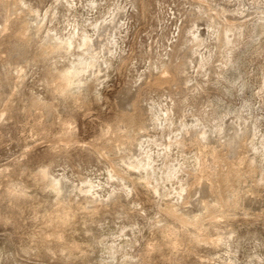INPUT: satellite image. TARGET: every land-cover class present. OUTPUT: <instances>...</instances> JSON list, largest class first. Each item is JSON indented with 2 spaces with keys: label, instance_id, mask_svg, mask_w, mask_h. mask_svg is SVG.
Here are the masks:
<instances>
[{
  "label": "rangeland",
  "instance_id": "1",
  "mask_svg": "<svg viewBox=\"0 0 264 264\" xmlns=\"http://www.w3.org/2000/svg\"><path fill=\"white\" fill-rule=\"evenodd\" d=\"M20 7L28 48L10 52L0 32V75L11 77L0 86V264H264V0H20ZM3 21L2 12L0 29ZM67 36L70 51L36 59L41 43ZM82 36L91 37L88 47ZM85 53L94 65L75 78L78 100L57 97L46 73L81 67ZM177 63L176 84L150 87L162 64ZM32 98L52 113L30 107ZM134 114L146 131L133 149L99 153L101 131ZM212 154L241 160L248 173L208 228L210 242L172 247L161 228L180 230L166 205L193 216L213 202L205 180L194 183L202 167L213 171ZM42 169L59 191L40 181ZM10 185L19 196L5 194Z\"/></svg>",
  "mask_w": 264,
  "mask_h": 264
},
{
  "label": "bare ground",
  "instance_id": "2",
  "mask_svg": "<svg viewBox=\"0 0 264 264\" xmlns=\"http://www.w3.org/2000/svg\"><path fill=\"white\" fill-rule=\"evenodd\" d=\"M19 10L22 11V9L20 7V0H0V13H2V12L4 13V21H3V24L1 26L0 32L5 33L7 35V37L10 39L9 51L15 52V53H18L21 55L23 53V51L26 48H28L32 39L29 37L30 23H29L28 19L26 18L25 14H17L16 13ZM10 12H12L15 15L12 19H10V17H9ZM35 12H36V10H35ZM30 14L31 13H29V15ZM231 26H233V24H227L225 26V30L229 29ZM41 28H42V26H41ZM39 31H37V32H39ZM75 33H73V34H75ZM75 35H77V33ZM84 35H86V34H84ZM68 36H67V38H68ZM78 36H79L78 41H80V35H78ZM86 36L81 37V45L85 46V47L88 45V39L91 38V37H89L87 39L88 36L87 37ZM56 37L59 40L58 35ZM53 39H54V37H53ZM216 39H218V38H216ZM197 42H198V40H197ZM73 43H74L73 36L69 37L67 40L62 41V42L41 43L38 47L36 59L38 61H44L53 55L55 56V54L57 55V53L61 52L64 54V52H67L70 49V47L73 46ZM75 43H76V41H75ZM79 45H80V42H79ZM36 46H37V44H36ZM81 49H83V48H81ZM87 50L88 49H86V52H87ZM85 55H86V53H85ZM85 55L82 54L81 56L78 57V59L81 58L82 60L85 61L84 65H82L81 67L76 66V64L75 65L71 64L70 66H68V64H67V67L65 66L62 68L60 67V69H57V68L56 69L55 68L50 69L46 73V77H45L46 83H47V85L50 86L52 92L54 94L58 95L57 97L60 96V97H62L63 100L64 99L73 100V101L78 100V96H79L78 93H76L72 90V86H74V84L76 82L75 78L78 77L79 75H81V73L83 72V70L85 68L94 65L93 58L88 59L87 55L86 56ZM89 56L91 57L93 55H89ZM51 58H53V57H51ZM49 61H50V59H49ZM50 64H51V61H50ZM53 64H54V62H53ZM182 67H183L182 63H177L176 65H173L170 67L162 64V66L160 67V73L159 74L157 73V76L153 77L152 81L150 82V87L153 89H160L165 85L166 86H172V84L173 85L176 84L178 82V75L182 71ZM10 79H11V77H9V74L8 75L7 74L0 75V86L8 83L10 81ZM147 79H148V77H147ZM78 82H80V81H78ZM134 106H136V105H134ZM30 107H32L33 109L39 110L40 113H45L46 115L51 114L53 111V106L50 103L40 102V100L37 98H32L30 100ZM71 108H73V107L71 106ZM131 112H132V110H131ZM3 114H5V113L3 112ZM2 115L0 114V116H2ZM135 116H136L135 114L134 115H122L121 118L118 119V121L116 123L106 126L105 129H103V131H101V136L103 137V139H106V140L104 142L105 143L104 148L99 153L104 154L103 150L104 151L106 150L108 153H110V152L119 153V151L123 148H125L128 151H131L133 149L132 147L135 145L136 141L138 140V135L140 133L146 131V124L144 123V121H142V119L138 118L137 116L135 117ZM40 123H41V119H40ZM67 125L68 124H65L64 125L65 127H63L61 125L62 130H60V131L61 132L62 131L67 132V130L69 129V127ZM43 126H45V124ZM198 126H199V124H198ZM70 128H71V126H70ZM72 129H74V128L72 127ZM33 130H35V129H33ZM70 137H72V136H70ZM177 143L182 144L183 141H177ZM97 153H98V151H97ZM209 157H211V156H209ZM212 161L214 164L213 171L209 172L206 170L205 167L204 168L202 167L200 174L198 176L194 177V183H199L202 179H204L206 182V186H205L206 193L208 194V196L213 197V202L203 201L201 213H199L197 215H193V216H188V215L180 212L179 210L176 209V207L173 204H167L166 205V208L164 210L165 215L171 220L173 225L178 227L180 230V231H178L177 228L172 227L170 225H166V226H163V228H161V230L163 232H165L167 234V236L173 237L172 241L170 242V245L172 247H176L182 239H185L188 243H190L192 245L198 244L202 241L203 242H210L211 240H210L209 235L207 233L208 228L213 227V225H215L216 219L217 218L219 219V217L223 215L224 208L227 209L226 206H228V204H229L227 198L230 196V194H236L237 193V189H238L237 187H238L239 182L241 181L242 178H244L245 174L248 173V171L242 170L241 160L238 162H232V161H229L226 157H222V156L212 154ZM121 162H122V160H121ZM140 166H141V164H140ZM131 167L136 168L137 166L132 165ZM128 169H129V167H128ZM113 170H114V173L117 177H119L121 179L124 178V174L117 167H113ZM141 170H142V168H141ZM37 176L39 177L40 181L43 182L44 184L48 185L51 190H53L55 192L59 191V181L56 179H49L47 170H45V169L40 170L39 174ZM173 176L174 175L172 173H167L165 175L166 179H171ZM148 183H149V181H148ZM20 187H21V185H20ZM16 189H19V188H16ZM128 189H129V187H128ZM86 191H88V190H86ZM5 194L8 197H13V198L19 196L18 192H16L11 185L6 188ZM55 194H57V193H55ZM98 203H99V201H98ZM96 208H98V207H96ZM64 211L59 212L58 216L63 220H67L69 218V216ZM205 221L206 222L208 221V224H207V227L204 228L203 225H204ZM217 239H218V237H217ZM214 241H215V239H214ZM218 242H220V241H218ZM149 247H151V245ZM183 248H184V246H183ZM176 260H177V258H176Z\"/></svg>",
  "mask_w": 264,
  "mask_h": 264
}]
</instances>
